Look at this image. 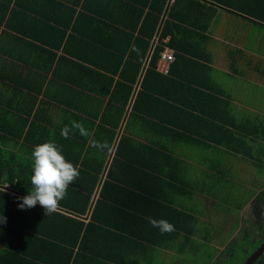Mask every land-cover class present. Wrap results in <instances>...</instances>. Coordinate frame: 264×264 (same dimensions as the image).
Returning a JSON list of instances; mask_svg holds the SVG:
<instances>
[{"label":"crops","instance_id":"obj_1","mask_svg":"<svg viewBox=\"0 0 264 264\" xmlns=\"http://www.w3.org/2000/svg\"><path fill=\"white\" fill-rule=\"evenodd\" d=\"M149 2L0 0V150L26 164L37 144L55 142L79 169L81 191L71 197L96 179L79 220L102 237L89 234L86 247L123 264L183 260L196 234L205 246L233 193L264 188V0H165L143 56L132 51L133 26ZM170 9L175 18L160 39ZM170 38L186 52L168 47ZM158 41L174 59L167 74L156 68L145 77ZM72 121L91 135L73 129L64 139ZM6 179L4 192L25 196ZM150 219L174 231L162 234ZM0 241V264L7 244L32 251L26 239ZM39 255L48 258L46 247ZM8 264L26 262L10 255Z\"/></svg>","mask_w":264,"mask_h":264},{"label":"trees","instance_id":"obj_2","mask_svg":"<svg viewBox=\"0 0 264 264\" xmlns=\"http://www.w3.org/2000/svg\"><path fill=\"white\" fill-rule=\"evenodd\" d=\"M149 1L150 2L148 4H145V6H138L146 10L143 11L141 9L138 11L135 26H133V29L138 30L140 36H136L133 41L132 47L135 46L138 50H141L143 56L147 54L150 45L149 41L150 39H152L153 35L158 30L161 24V16L166 6L165 0ZM212 15L213 14L209 16L207 24H209V22L211 21L213 17ZM174 18V14L170 9L167 19L162 24L160 39L167 35V24L170 23ZM189 25L193 27V29L199 28V26L194 23H191ZM182 28L183 27L180 26V29ZM201 29H205V26L203 25V28ZM174 43L175 41H171L170 38L168 47L174 49L176 53L182 54L185 50L179 48L177 44L175 45ZM161 51L162 45L158 41V44L155 46L151 55L145 77L153 73L154 69H156V62ZM177 57L180 58L181 56L178 55ZM141 61L142 60H140L135 66V77L140 70ZM16 161L17 160L12 156L9 157L8 153L2 152L0 150V178L4 176L5 178H7V183L12 185L15 183V187H17L18 192L24 195H28V191L31 188L30 175L32 163H20L19 165H17ZM76 181L77 179L73 182V184L69 186L66 196L59 202V207L68 212L65 213L56 211L55 213H52L48 216H45L44 210L38 204L32 207L30 211L29 209H20L18 207V204L21 201L17 198L22 196L12 195L4 191L0 193V215L6 217V223L0 224V238L4 236L6 238H14L15 241L18 242H22L23 239L32 242L29 245L30 250L32 251H25L21 243H17L15 249H13V246H11L10 244H7V247H5L7 249L11 248L12 250H9V253L11 254H7L8 256L5 255L4 257H1L3 259L5 258V264H8V257L10 255L15 259H24L26 264H123V262H120L117 259H110L105 255L101 256L97 252L89 251L86 247L85 241L86 238H88V235L92 234L94 237H96L99 233L91 231V228H95V224H93V222H88L87 224H85L82 220L79 219H81L80 216L84 215V213L90 206L91 193L96 184V179H93V181L90 182V188L84 190V196L76 194L74 197H71L72 190H75V193H80L81 191V189H76L78 188L75 185ZM99 203H101V201L97 204ZM8 206H11L12 208L17 207V210L8 212ZM24 212L26 213L23 214ZM74 216L77 218H73ZM26 217L29 219L30 223H22L18 221ZM92 218L94 219L95 217L92 215ZM43 220H47V222L50 223L48 232H44L40 229V223ZM98 228H96L97 230H99L98 232L101 231L104 233H109L105 232L106 230L104 231L103 228H100L101 230ZM101 237L102 235H99L96 238ZM1 244H3V246L5 245L4 243ZM45 247L47 249L48 258H44L43 256L39 255L41 249ZM232 253L233 249L231 251V255ZM209 258L210 260L208 261V263L213 257ZM232 259V261L229 258L224 260L223 264L241 263V261H238L234 258ZM219 261L222 260L219 258L212 264H217V262Z\"/></svg>","mask_w":264,"mask_h":264},{"label":"clouds","instance_id":"obj_3","mask_svg":"<svg viewBox=\"0 0 264 264\" xmlns=\"http://www.w3.org/2000/svg\"><path fill=\"white\" fill-rule=\"evenodd\" d=\"M132 51L139 50L133 46ZM78 130L79 134L88 137L91 133L84 126L76 121L71 122V127L65 125L61 129V136L67 139L69 133ZM93 145L101 150H111L107 142L92 141ZM31 188L29 194L18 197L21 202L20 209H30L37 204L45 212V216L55 213L59 208V202L64 199L71 184L78 178L79 169L68 162L55 142H44L37 144L31 152ZM4 186L0 188V193L4 191ZM6 223V217L0 215V224ZM153 227L160 229L161 233L174 231V226L166 220H149Z\"/></svg>","mask_w":264,"mask_h":264},{"label":"flooded vegetation","instance_id":"obj_4","mask_svg":"<svg viewBox=\"0 0 264 264\" xmlns=\"http://www.w3.org/2000/svg\"><path fill=\"white\" fill-rule=\"evenodd\" d=\"M243 193L248 197L246 204L230 206L237 196L228 198V204L221 206L217 229L212 227L211 239H206L205 246L212 248L210 252L217 250L218 255L213 256L216 261L234 258L244 264L264 244V188L258 184L251 194L245 190ZM252 264H264V251Z\"/></svg>","mask_w":264,"mask_h":264},{"label":"rangeland","instance_id":"obj_5","mask_svg":"<svg viewBox=\"0 0 264 264\" xmlns=\"http://www.w3.org/2000/svg\"><path fill=\"white\" fill-rule=\"evenodd\" d=\"M261 173H262V175H264V166H263V169L261 170ZM239 185L241 186V184H239ZM233 195H236L237 197L231 202L230 206H235V204H240V203H242L241 206L246 204L248 197L245 196L246 195L245 193L242 194V193L236 192V193H233ZM222 200H223V202H225L224 196H223ZM215 225L217 226V223ZM196 235H198L199 237L195 236V240H194L192 250H190L188 248L185 251V253L183 252L185 254L183 260H181L180 257H177V258H174V260L172 261L171 264H212L213 262H216L215 258L213 257L215 254L210 252V250H212V248H207L206 246L203 247V245H197V243L201 241V239H200L201 235L200 234H196ZM249 235H251V234L249 233ZM211 236H212V232L210 230H208V232L205 233L204 238L210 240ZM220 256H222V255H220ZM209 257H213V258H211V261L208 263V261L210 260ZM229 259L231 261L233 260L232 258H229ZM223 263H224L223 261L217 262V264H223ZM161 264H163V263L161 262Z\"/></svg>","mask_w":264,"mask_h":264},{"label":"built area","instance_id":"obj_6","mask_svg":"<svg viewBox=\"0 0 264 264\" xmlns=\"http://www.w3.org/2000/svg\"><path fill=\"white\" fill-rule=\"evenodd\" d=\"M174 59V51H165L161 52L159 54V58L157 60V65L156 68L164 74H167L169 71V64L173 61Z\"/></svg>","mask_w":264,"mask_h":264},{"label":"water","instance_id":"obj_7","mask_svg":"<svg viewBox=\"0 0 264 264\" xmlns=\"http://www.w3.org/2000/svg\"><path fill=\"white\" fill-rule=\"evenodd\" d=\"M263 251L264 244L250 258H248L244 264H252Z\"/></svg>","mask_w":264,"mask_h":264}]
</instances>
